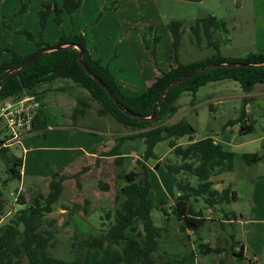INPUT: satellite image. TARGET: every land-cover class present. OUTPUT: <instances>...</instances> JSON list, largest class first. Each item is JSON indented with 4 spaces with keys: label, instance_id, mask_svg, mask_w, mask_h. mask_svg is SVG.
<instances>
[{
    "label": "trees",
    "instance_id": "obj_1",
    "mask_svg": "<svg viewBox=\"0 0 264 264\" xmlns=\"http://www.w3.org/2000/svg\"><path fill=\"white\" fill-rule=\"evenodd\" d=\"M60 1V5L55 2H42L38 12L39 33L36 40L28 31H17L36 46L34 52L23 57L8 48L0 49V53H11L8 61L0 63V77L43 49L56 45L72 46L49 52L3 79L0 84V101L20 99L31 93L37 96L33 91L39 85L57 79L68 80L86 94L77 98L71 115L72 122L86 114L91 108V102L96 103V114L99 117L109 116L119 126L133 133L117 138L113 149L105 156L113 157V163L119 166L123 160L119 152L122 143L125 140L141 139L144 150L136 162L142 172L128 171L116 175V182H122V185L114 189L113 221L106 230L88 234L78 243L83 251L81 259L65 260L54 256L52 250L56 248L57 240L51 231L41 230V221L52 213L54 205L59 201L64 181L73 179L80 189V176L88 168H83L74 175L63 174L57 170L48 181L46 193H32L28 198L19 194L14 204L16 207L13 217L6 224L0 225V264H170L165 257L156 255L162 230L154 225L151 217L152 186L146 163L154 160L156 169L162 168L170 173L177 193L170 210L163 207V202L156 208L159 206L165 219L173 215L181 223L180 231L198 232L205 219L202 210L196 209L195 204H202V209L216 208L230 203L231 199L236 197L229 187L220 191L213 189L212 176L233 171L235 159L246 165H254L264 161V156L258 153L235 154L215 143L211 137L195 139V129L183 119L171 124L166 123V120L176 114L177 100L184 92L194 96L199 88L209 83L230 80L237 83L243 93H251L255 85L264 84V66H224L205 70L177 84L164 98L161 106L157 107L153 119L139 120L121 112L108 93L83 70L78 62L79 50L75 46L81 47L85 65L111 90L114 98L123 107L144 118L151 116L163 92L176 79L214 64H262L264 53H248L241 59L223 57L218 44L213 40V34L216 31L227 32V28L224 24L217 23L215 17L209 16L195 20L190 26V31L197 42L202 34L215 53L202 60L182 63L178 57L182 36L181 23L171 22L168 30L172 38L173 65L161 72L144 92L138 96H127L122 93L108 69L98 59L91 57L81 34L61 33L54 44L42 40V33L50 15L54 16V22L60 26L62 14L65 13L71 18L81 4V0ZM151 52L154 55L153 49ZM250 100L251 98L242 99V109ZM236 124H239L240 134H248L253 129L252 125H246L243 121V113L238 118L227 121L225 127ZM45 126L44 123L38 122L36 114L31 132L45 129ZM183 137H188V142L178 144L177 141ZM5 139L0 140V161L5 165L7 174L4 185L8 181L20 180L22 167V157L16 156L8 146H3ZM163 142H166L170 151L164 159L159 160L155 149ZM97 186L103 192L109 191L110 188L102 181H98ZM2 197L0 190V216L4 208ZM199 249L204 255L224 252L222 248H210L203 241L199 244ZM236 255L241 257L240 252ZM220 264L224 262L220 261Z\"/></svg>",
    "mask_w": 264,
    "mask_h": 264
},
{
    "label": "rangeland",
    "instance_id": "obj_2",
    "mask_svg": "<svg viewBox=\"0 0 264 264\" xmlns=\"http://www.w3.org/2000/svg\"><path fill=\"white\" fill-rule=\"evenodd\" d=\"M82 1V6L71 18L63 14L60 26L54 22V16L50 15L45 25L46 33L52 35L57 30H61V33L70 30L77 33L81 31L80 29L82 31L84 29L87 34V37L84 38L86 48L94 50L96 56L100 57L105 64L110 59L112 67L121 73L122 81L126 82L144 81L145 74L149 73L150 67L158 72L159 69L166 66L169 56L173 53L172 38L168 30V25L171 22L181 23L182 36L178 57L182 63L202 60L215 53L202 34L200 41L197 42L190 31V26L200 18L212 16L215 17L217 23L226 26L227 32L216 31L213 34V40L218 44L221 55L226 59L244 58L250 52H257L259 44L264 43V0ZM42 2L58 3V0H0V49H3L2 46H5L6 43L14 45L13 37H9L11 34L8 37L4 34L15 33L16 26L20 23L26 27L25 31L33 34L34 29L38 28V12ZM155 37L159 38L157 43H154ZM143 39L148 42L150 49H155V57L150 50L144 48ZM10 57L11 55L7 52L0 53V63L8 61ZM54 87L57 88L59 94L48 92L46 100L52 101L57 96H64L61 99L72 104L74 101L76 102L77 98L86 95L82 89L70 81L60 80L54 84ZM185 94L189 93H183L182 96ZM238 94H240L239 85L230 80L207 84L198 90L197 98L189 104L179 103V112L176 117L167 119L166 123L169 124L182 117L193 126L196 131L195 136L202 138L208 135L218 139L223 135L222 126L227 121L234 120L239 116L242 102L237 97ZM37 96L39 95L37 94ZM185 99L188 100L184 98L182 102H185ZM4 101H0V104ZM97 108L98 105L91 102V108L83 117L78 118L81 120L77 127L107 129V126L106 132L112 136L113 142L121 136L132 133L116 124L109 116L112 123H109L105 116L99 117L96 114ZM52 114L45 126V137L39 135L24 140V137H21L17 140V143L20 142V144L11 142L12 145L8 146L16 156L24 158L25 174L39 177L26 179L23 183L21 180L8 181L4 185L3 181L7 174L5 165L0 161V190L3 194L2 204L4 207L0 216V225L6 224L13 217L16 207L14 204H16L19 194L28 198L32 193L48 191V180L55 171L59 170L57 165H60L59 160H61V157L58 158L57 155L62 153L58 154L55 150H69L66 151L67 156H74L79 155L81 150L88 149L95 144L98 145L101 141L102 134H98V132L97 135L88 134L86 130H74L67 126L68 123L75 124L76 121L72 122L71 119L68 122L66 106H54ZM253 117L258 119L257 115H253ZM55 125L57 126L55 127ZM259 134L260 129L257 127L254 134L247 139L257 137ZM0 136L1 140L10 137L9 131L2 125H0ZM105 142L107 141L105 140ZM141 146L140 139L130 142V150L135 151L136 154H131V151L128 150V156H122L123 160L119 166L113 163L114 158L105 156L110 152L105 147V150L98 152L97 165H85L89 160L83 158L82 163H72L66 170H60L63 174L74 175L83 168H88L80 176V189L73 179L64 181L59 201L54 205L52 213L41 221V230L51 231L57 240V246L52 250L54 256L65 260L81 259L83 251L78 243L88 234H94L110 227L115 209L114 189L122 185V182H116V175L128 171L142 172L136 162L141 157ZM157 148L158 156L162 150ZM240 149L252 150L251 147ZM240 149L231 148L232 151ZM154 165V160L146 163L149 180L153 185L154 182L156 183L155 189L158 188L160 182L169 192L172 191V195H175L176 189L172 175L162 168L157 172ZM227 176L234 178L235 175L232 173ZM98 180L108 184L109 191L99 190ZM166 201L168 202L163 207L170 210L169 196ZM260 204L264 205V196ZM157 205L158 201L154 200L151 217L154 225L160 228L164 225V216L159 206L158 209L156 208ZM202 206V204H198L199 208H203ZM249 206L248 200L242 198L234 206L228 207V210H243L247 216ZM175 224H177L176 221H173L167 225L171 234L176 230ZM234 229L231 231L233 234L235 232L234 236H236L237 227L235 226ZM200 230L197 235L186 237L184 241L186 246L179 251L174 248L167 250L165 258L170 264L213 263L215 254H199V244L202 241L206 243L209 238L208 231H205L204 228ZM190 244L195 246L198 260L192 254ZM159 247L162 249V244ZM178 257L183 260H179Z\"/></svg>",
    "mask_w": 264,
    "mask_h": 264
},
{
    "label": "crops",
    "instance_id": "obj_3",
    "mask_svg": "<svg viewBox=\"0 0 264 264\" xmlns=\"http://www.w3.org/2000/svg\"><path fill=\"white\" fill-rule=\"evenodd\" d=\"M82 3L83 1L81 0V4L79 8L82 6ZM57 4L60 5L61 1L58 0ZM79 8L76 11H78ZM16 27L17 29L15 33L13 34L5 33L4 34L7 37L11 34L9 37L11 36L13 37L14 45L12 43L10 44L6 43V45L2 46V48H5V47L10 48L11 51L24 57L34 52L36 50V46L32 42L28 41L25 38V36H23L20 33H17L18 30L26 29V27H24L23 24L20 23V25H17ZM80 30L81 31H78L77 33H75L73 30L66 31L63 33L81 34L83 38H86L87 34L85 33V30L84 29L83 31L82 29ZM38 33H39V26L38 28L36 27L34 29V32L32 34L35 40L38 37ZM60 34H61V30H57L52 35L51 34L49 35L46 33V30L44 29L42 33V40L50 44H54L58 41ZM158 39L159 38L155 37L154 43H157ZM10 40H12V38H10ZM143 42H144V48L150 50L151 52L148 42L145 39H143ZM152 49L154 51V55L152 54V52L151 54L155 57V49L154 48ZM89 52L92 58L98 59L100 63L108 69L109 73L112 75L115 82L120 86L122 93L127 96H138L139 94L144 92L152 84L155 78L161 75V72L166 71L171 65H173L171 56H169L166 66L163 69H159L158 72H156L154 68L150 67L151 69L149 70V73L145 74L146 79L144 81L137 80V81L126 82V81H122L121 73L118 72L115 67H112V65L110 64L111 62L110 59L105 64L100 57L96 56V53L94 50H89ZM250 53H264V43L259 44L257 52H250ZM9 54L11 55V53ZM60 80H64V79H57L52 82L43 83L39 85L38 87H36L35 90L33 91L34 93L39 95L38 98L40 102V107L38 108L37 113H36L38 114V122H42L45 125L47 122H49L48 120L51 119L50 118L51 115H53L52 113H53L54 106L55 107L66 106L67 107L66 118L68 122L71 120L72 111L76 105L75 101L72 104L71 102H66L65 100L61 99L64 96H57L55 100H52V101L46 100V96L48 95L47 94L48 92L59 94V92L57 91V88L54 87V84ZM65 81H68V80H65ZM258 90H259V93H258ZM239 92L240 94H238L237 97L240 98L241 101L243 98H251V100L245 104L243 109L241 105L239 116L241 113H243V121L245 122L246 125L248 124L252 125V128H253L252 131L248 134H240L238 131L239 124L225 127V124H226L225 123L224 126H222L223 135L218 139L212 138V137L211 138L214 140L215 143L220 144L224 149L229 150L235 154L258 153L264 156V84L255 85L253 88V91L249 94L243 93L240 87H239ZM184 93H189V92H184ZM197 93L198 91L196 92L194 96L191 93L185 94V96H182L183 95L182 94L176 103L178 107L176 114L179 112V107H180L179 103H183L184 105L185 103L189 104L192 100L197 98ZM184 98H187L188 100L185 99V102H182V99ZM176 114L172 116L171 118H175ZM253 115H257L258 119H255ZM105 117H107L106 119L109 123H112L111 122L112 120H110L108 116H105ZM80 120L81 119L77 118L75 124L68 123L67 126H70L74 130L75 129L76 130L78 129L86 130L88 131L86 132L88 134H96L98 132V134H102L101 141L98 145L95 144V145H92L88 149L81 150L79 155H74V156H67L66 151H69V150H55V152L58 154L60 152L62 153L60 155H57L58 158L61 157V160H59L60 165L59 166L57 165V168L59 170H64V169L66 170L68 166H70L72 163H76V162L82 163L81 160H83V158L86 160H89V162L85 163V165L90 166L92 164L93 166H95L96 158L98 157V152L105 150L106 149L105 147L108 148L106 150L111 151V148H113L115 145L114 143L115 141L113 142L112 136H109L110 134L106 132L108 129L107 126H106L107 129H104L103 127H100L102 129L77 127V124L79 123ZM179 120H182V117H180L174 122H170L169 124L175 123ZM56 126L57 125H55V127ZM49 127H52V126H49ZM257 127L260 129V134L257 137H254L252 139H247V137L254 134ZM44 130L45 129L36 130L29 134L23 135L22 136L24 137L23 140L27 139L28 137L39 136V135L41 136L43 135L45 137ZM130 134H133V133H129V135ZM96 135H93V136H96ZM206 137H210V136L206 135L202 138H206ZM194 138L201 139L200 137H197V136H194ZM1 139L2 138L0 136V140ZM105 140L107 142H105ZM134 140L136 139L125 140L122 143L119 149L121 156L123 157L128 156V150L131 149L130 142ZM187 142H188V137H183L177 141L178 144H186ZM18 144H20V142L17 143V145ZM141 145H142L141 152H143L144 145L142 143V140H141ZM158 145H162V146H158ZM158 145L157 147L160 150H162V153L158 154V158L159 160H161L169 153L170 150L169 148H167L166 142L159 143ZM245 147L246 148L251 147L252 150L247 149L244 151L240 149V148H245ZM231 148H238L240 150L232 151ZM132 153L136 154L135 151H131V154ZM155 153L157 154L156 149H155ZM236 161L238 162L236 163ZM24 167H25V163H24V158L22 157L21 179H20L21 183H23L24 180L26 179L28 180L30 178L33 179L34 177L35 178L39 177L37 175H26L25 174L26 171ZM23 168H24V171H23ZM159 169H156L157 172ZM232 173H234L235 175L234 178H232L231 176H227L228 174H232ZM211 180L213 181V186H212L213 189L220 191L224 188L229 187L232 191L235 192V196H236L235 199H231L230 203L221 205L216 208L202 209L198 207V204L200 203L195 204L196 209L202 210V215L205 219L204 225L201 228L202 229L204 228V230L208 231L209 233L208 234L209 238L207 239L208 241L206 243L212 249L222 248L224 250V252L221 254H215V258L214 260H212L213 261L212 264H220V261H223L224 264H264V261H263V258H264V205L260 204L264 196V161H260L254 165H246L239 159H235L233 171L223 172L216 176H212ZM155 185H156L155 182H154V185L153 183H151L152 201L156 200L158 201V204H160L161 202L165 204L168 202L166 200L168 199V196H169L170 202H171L169 206H171L174 202V199L177 193L175 195H172V191L169 192L166 189L165 185L161 184L160 182L158 183V188L156 189H155ZM154 191H155V194H154ZM242 198H246L250 205L248 207L247 216L245 215V211L243 210H239V209L236 211L234 209L228 210V207H232V205L234 206ZM163 219H164V225L160 227L162 231H161V237L159 239V244L157 248V254L159 256L165 257L167 250L170 248H174L175 250L179 251V249L186 246L184 242L186 237L189 238L190 235H197V233H199V231L198 232H193L189 230H185L183 232L180 231L179 227L181 223L173 215L169 216L167 219L163 217ZM173 221H176L177 224H175L176 230H174V233L171 234V232H169L167 228V225ZM235 226L237 227V230H238L236 233V236H234L235 232L233 234L231 231L232 229H234ZM160 244H162L163 246L162 249H159ZM191 252L194 255V257L198 260V257H197L198 254L196 252L195 246L193 245H191ZM238 252H240L241 257L236 255ZM199 254L204 255L201 252ZM207 255H212V254H207ZM179 260L182 261L183 259L179 258Z\"/></svg>",
    "mask_w": 264,
    "mask_h": 264
},
{
    "label": "water",
    "instance_id": "obj_4",
    "mask_svg": "<svg viewBox=\"0 0 264 264\" xmlns=\"http://www.w3.org/2000/svg\"><path fill=\"white\" fill-rule=\"evenodd\" d=\"M72 45H56V46H52L48 49H43L42 51L36 53L34 56H32L29 60L25 61L24 63L20 64L19 66L13 68L12 70H9L8 72H6L3 76L0 77V84L3 81V79H5L6 77H8L9 75H11L12 73H15L25 67H27L30 63L34 62L35 60L39 59L40 57H42L43 55L52 52V51H56V50H62L68 47H71ZM76 49L79 50V55H78V62L80 64V66L83 68V70L91 77L93 78L97 84L102 87L110 96V98L112 99V101L115 103V105L120 109L121 112H123L125 115H128L130 117L139 119V120H151L155 117L156 113H157V107H160L164 98L169 94V92L179 83H181L184 80H187L199 73L204 72L205 70L208 69H212V68H217V67H224V66H228V67H259V66H264V63L262 64H251V63H220V64H214V65H210V66H206L204 68H200L197 70H194L192 72H190L189 74L184 75L181 78L176 79L175 81H173L168 88L163 92L162 97L157 101V105L154 107L153 112L151 114V116L149 117H141L136 115L135 113L131 112L130 110L126 109L125 107H123L113 96L111 90L100 80L98 79L96 76L93 75V73L87 68V66L85 65L83 59H82V54H83V50L81 49V47L79 46H75Z\"/></svg>",
    "mask_w": 264,
    "mask_h": 264
},
{
    "label": "built area",
    "instance_id": "obj_5",
    "mask_svg": "<svg viewBox=\"0 0 264 264\" xmlns=\"http://www.w3.org/2000/svg\"><path fill=\"white\" fill-rule=\"evenodd\" d=\"M39 107V99L33 93L20 99L4 101L0 105V125L10 133L3 146H9L11 142H17L23 135L31 132Z\"/></svg>",
    "mask_w": 264,
    "mask_h": 264
}]
</instances>
